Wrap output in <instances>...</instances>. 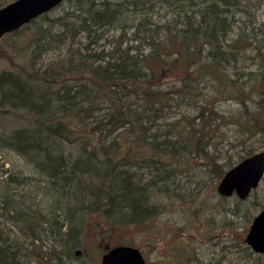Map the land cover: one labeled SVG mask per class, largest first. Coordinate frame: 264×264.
Listing matches in <instances>:
<instances>
[{"label":"trees","instance_id":"1","mask_svg":"<svg viewBox=\"0 0 264 264\" xmlns=\"http://www.w3.org/2000/svg\"><path fill=\"white\" fill-rule=\"evenodd\" d=\"M9 1L0 0V6ZM158 3L174 17L152 27L147 17ZM238 3L241 0H78L73 15L78 27L73 30L79 28L90 39L96 32L103 37V30L112 28L123 37L130 31L124 24L131 21L135 42L122 48L113 36L116 46L93 52L88 41L91 52L80 56L72 52L42 70L37 59L56 47L42 35L45 30L50 36L51 24L39 23L44 13L25 25L36 24L37 34L26 65L0 70V116L22 109L28 122L0 131V154L18 155L40 179L8 174L0 180L3 208L14 212L13 224L19 226L27 208L40 205L42 194L51 196L58 219L64 215L59 236L67 249L79 242L84 211L121 224L144 222L155 213L146 190L151 184L166 183L168 161L174 164L170 158L182 159L191 139L205 136L208 143L214 132L212 109L202 108L177 137L168 129H155L153 122L173 103L196 100L206 82L216 95H232L239 104L236 143L245 146L239 160L255 153L246 142L255 136L264 138V93L240 83L235 64L241 60L240 46L226 42ZM22 28L8 34H18ZM164 76L173 80L171 89L162 88ZM257 93L258 106L251 111L246 99ZM207 151L202 149L204 154ZM209 162L217 167L214 158ZM218 167L222 176L225 169ZM30 179L40 182L25 204L20 187ZM18 186L16 198L14 190L10 192ZM67 200L74 204L67 206ZM21 245L0 225V264H30ZM32 253L27 255L38 264H62ZM54 256L60 259L57 253Z\"/></svg>","mask_w":264,"mask_h":264},{"label":"rangeland","instance_id":"2","mask_svg":"<svg viewBox=\"0 0 264 264\" xmlns=\"http://www.w3.org/2000/svg\"><path fill=\"white\" fill-rule=\"evenodd\" d=\"M77 3L78 0H65L40 20L39 23L51 24L48 26L50 36L45 30L42 35L50 38V44H56V47L37 59V67L45 68L58 63L69 57L72 52L77 56L91 52L88 50V41L91 42L90 49L93 52H101L103 49L107 52L112 49L111 45L116 46L120 42L122 48L127 42H135L131 34L134 26L131 21L124 24L130 31L123 37H120L119 30L106 28L103 30V37L96 32L92 38H84L79 28L73 30L78 27L73 16ZM237 6L236 22L227 33L226 42L240 46L241 60L235 63L238 66L240 83L264 93V0H241ZM173 17L170 9L158 3L147 17V21L152 27L162 26ZM63 22L70 26V30L65 28ZM37 29L36 24H30L23 27L18 34H8L0 38V70L16 69L29 62L28 54ZM113 36L118 37V43L115 41V45L112 43ZM172 81L164 76L161 81L162 88L171 89ZM257 98L258 93L254 98L246 99L249 110L257 108ZM202 108L212 109L214 132L210 134L213 140L209 139L208 143H205V136L200 141L191 139L188 152L184 153L182 159L177 161L170 158L174 164L168 161L166 167L170 171L164 179L166 183L151 184L146 190L150 202L154 204L155 213L144 222L127 225L118 223L113 218L92 216L83 212L78 225L79 242L77 246L71 245L67 249L68 245L63 246L59 236L64 215L61 214L58 219L51 208V196L43 197L42 194V198L39 196L40 205L27 208L28 212L23 215L19 226L13 224L14 212L3 208V199L0 196L1 228L9 231L10 239L22 244L21 250L26 253L27 258L25 261L30 264L39 263L31 255H27L32 252L38 253L43 256L44 261L51 263L101 264L104 249L122 242L138 246L146 261L152 264H264V253L246 249L248 244L245 241L253 216L264 207V177L245 200H239L235 195L227 198L217 191L221 178L218 175V166L227 169L229 164L239 161L245 150V146H237L236 143L238 129L235 122L238 120L240 107L235 97L229 94L216 95L206 82L196 100L184 102L179 106L173 103L169 110L161 113L162 115L153 122L156 124L154 128L164 132L168 129L173 137H177L184 130V125L189 120L193 121ZM22 112L23 110L19 109L16 114L0 116V131L10 130L26 122ZM246 147H251L256 152L264 150V138L251 137L246 142ZM202 149L208 150L207 154H204ZM210 158L217 162L216 168L209 162ZM8 174L40 179L14 153L0 154V180L7 178ZM39 182L32 180L28 186L20 187L22 193H25V204L33 199L28 193L33 190L35 183ZM1 184L3 183H0V186ZM18 188L19 186L12 188L10 194L14 190L13 194L16 196ZM69 204L72 206L74 202ZM28 213L34 215L35 224H29L26 219ZM38 229L43 231L37 233ZM76 250L80 251L78 255H75ZM54 251L60 259H55Z\"/></svg>","mask_w":264,"mask_h":264},{"label":"water","instance_id":"3","mask_svg":"<svg viewBox=\"0 0 264 264\" xmlns=\"http://www.w3.org/2000/svg\"><path fill=\"white\" fill-rule=\"evenodd\" d=\"M63 0H13L0 7V37L19 29L32 19L52 9ZM264 176V150L256 152L229 168L221 178L217 191L220 195L246 198ZM255 252H264V208L254 217L245 238ZM80 253L79 250L76 251ZM101 264H147L140 249L119 244L101 256Z\"/></svg>","mask_w":264,"mask_h":264},{"label":"bare ground","instance_id":"4","mask_svg":"<svg viewBox=\"0 0 264 264\" xmlns=\"http://www.w3.org/2000/svg\"><path fill=\"white\" fill-rule=\"evenodd\" d=\"M45 68H46V67H45ZM42 69H44V68H41V70H42ZM27 122H28V121H26V122L24 121L21 125L27 124ZM13 128H14V127H13ZM107 140H108V139H107ZM107 140H106V141H107ZM261 151H263V150H261ZM257 152H259V151H257ZM246 157H248V156H246ZM246 157H244V158H246ZM244 158H242V159H244ZM242 159H241V160H242ZM239 161H240V160H239ZM234 165H235V164H234ZM234 165H233V166H234ZM122 167H123V166H122ZM125 167H126V166H125ZM159 167H162V168L166 171V167L163 166V165L160 164V163H159ZM231 167H232V166H231ZM231 167H229V168H231ZM229 168L225 169V172H226ZM225 172L222 174L221 178L223 177V175L225 174ZM221 178H220V180H221ZM164 179H165V178H164ZM220 180H219V182H220ZM219 182H218V184H219ZM218 184H217V187H218ZM257 187H258V186H257ZM257 187H256V188H257ZM256 188L252 189L251 192L249 193V195H250V194H251ZM146 193H147V191H146ZM234 195H235L239 200H245L246 198L249 197V195H248L246 198L241 199V198H239L236 194H233V195H231V196H229V197H232V196H234ZM69 203H71V201H70V200H69V201L67 200V201H66L67 206H70ZM66 204H65V205H66ZM263 208H264V207H262L261 209H263ZM261 209H260V210H261ZM260 210H259V211L253 216V219H254V217L260 212ZM84 212H85V211H84ZM83 218H84V216H83ZM26 219L30 222L29 224H31V225H33V224L36 223V222H35V217H34V215H32V214H29V213H28ZM253 219H252V220H253ZM29 224H28V225H29ZM40 231H43V230H42V229H41V230L38 229L37 233L40 232ZM247 233H248V232H247ZM34 234H36V233H34ZM77 235H78V232H77ZM245 241H246V240H245ZM246 243H247V242H246ZM119 244L131 245V244H129V243H123V242H122V243H119ZM119 244H116V245H119ZM132 246H133V245H132ZM139 249H140V248H139ZM76 251H77V250H76ZM76 251H75V253H76ZM140 251H141V249H140ZM75 255H78V254L76 253Z\"/></svg>","mask_w":264,"mask_h":264},{"label":"flooded vegetation","instance_id":"5","mask_svg":"<svg viewBox=\"0 0 264 264\" xmlns=\"http://www.w3.org/2000/svg\"><path fill=\"white\" fill-rule=\"evenodd\" d=\"M148 264H152V263H149V262H147Z\"/></svg>","mask_w":264,"mask_h":264}]
</instances>
